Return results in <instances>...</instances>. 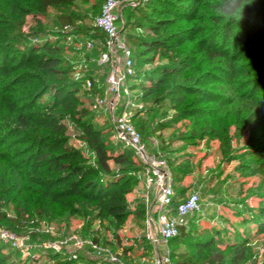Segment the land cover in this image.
I'll use <instances>...</instances> for the list:
<instances>
[{"label": "rangeland", "instance_id": "obj_1", "mask_svg": "<svg viewBox=\"0 0 264 264\" xmlns=\"http://www.w3.org/2000/svg\"><path fill=\"white\" fill-rule=\"evenodd\" d=\"M88 1V3L77 1L75 5L73 13L80 20L79 28L67 32L71 40L66 42L64 58L72 67L73 79L87 77L91 81L90 87L86 84L79 92L78 109L87 110L89 121L96 129L105 133L109 150L112 153H120L125 145L117 138L115 131H112L114 126L111 109L113 107L120 109L122 102L118 103L117 99L108 93V77L114 65L112 61L103 62L104 53L107 51L87 47V42L90 41L88 37L99 35L97 31L91 29L106 0ZM115 1L118 3L116 25L119 32H122L126 44L133 50L137 63L136 74L127 83L134 104L129 116L130 123L139 130L147 151L170 163L169 170L175 174L172 175L174 191L178 195L184 194L185 197L191 193H198L201 198L200 212L179 219L187 235L175 239L166 249L170 251L175 264H185L186 255L204 256L205 252L201 253L200 249L194 246L197 241L214 240L215 248L227 254L225 264H230L229 248L234 243L250 241L251 257L246 264H264V236H258L257 227L251 223L259 208L264 205L262 184L264 179L258 168L260 163L251 154L254 147L259 144L261 134L255 133L252 127L245 123L246 103L249 102L247 95L237 104L223 105L226 98L232 95L229 84L223 80L225 76L221 70L212 69L204 53L199 50L201 34L198 33L203 29L202 25H205L204 29L212 25L207 18L210 11L200 8V18L197 16L199 18H196L197 21L194 14L179 20L164 9L161 10L153 0ZM187 3L189 7H196L198 4L195 1ZM58 18L59 13L56 10H49L44 17L39 18L43 26L39 28V20L28 16L22 30L27 35L33 31L35 34L42 32L43 37L31 36L32 41L54 39L57 34L64 31L57 24ZM161 19H172L174 24L168 26L164 32L166 48L154 53L146 50L143 44L161 37V33L155 34L153 31V26ZM131 39L136 44L130 42ZM95 41L98 49H101L102 42ZM184 61L191 65L190 70L182 69ZM175 66L178 67L177 71H182L186 77H190L191 82L185 76L181 78L175 76L172 81L179 85H191L192 88H188L190 91L188 95L195 97L196 106L186 104L178 107L173 90L169 91L171 89L169 84L168 88H160L155 90L152 96L149 95L153 91V87L147 84L148 80L152 79L150 77L155 76L156 72L173 70ZM142 85H146L145 89L141 88ZM48 95L42 99L43 103L47 101ZM120 100L122 101L123 97ZM218 103L222 112H219ZM202 110L208 115H202L200 113ZM118 114L116 111L114 117ZM212 114L216 117L214 118ZM210 116H212L210 121L218 122L216 129L218 136L202 137L199 134L193 139L192 131H197ZM63 123L67 129V145L79 149L95 167L93 153L78 138L81 124L70 116L65 117ZM156 127L161 129L160 136L163 140L153 136L152 130ZM129 153L127 151V154ZM131 158L135 165L130 167L127 181L121 182L125 190L130 189L126 195L127 214L124 223L120 224L113 217L106 214L101 216L97 211L89 210L88 215L72 216L67 220L53 221L52 224L36 218L34 224L28 222L21 235L29 236L33 246L43 242L38 239L33 242V235L36 237L49 235L53 239L71 237V242H74V237H78L85 242L92 241L98 244L104 249L106 256L113 255L120 261L131 264L150 261L157 253H163L164 247L155 249L146 238L148 214L150 210L155 211L152 206L155 194L148 190L143 182L135 181L136 172L144 165L136 154ZM111 166L116 169L112 162ZM17 206L19 204L12 198L2 203L6 218L0 221V227L10 228L9 221L16 218ZM152 215L155 218L154 213ZM94 239H97V242ZM0 250L2 255H11L15 264H57L51 258V252L33 251L36 259H32L12 249L3 241H0ZM94 261L90 246L85 243L79 250V261L66 264Z\"/></svg>", "mask_w": 264, "mask_h": 264}, {"label": "trees", "instance_id": "obj_2", "mask_svg": "<svg viewBox=\"0 0 264 264\" xmlns=\"http://www.w3.org/2000/svg\"><path fill=\"white\" fill-rule=\"evenodd\" d=\"M77 1L89 2L0 0V221L6 218L2 203L12 198L19 206L16 218L9 221L11 226L8 229L18 234H22L28 222L34 224L36 218L52 224L53 221L67 220L72 216L88 215L91 210L101 216L106 214L113 217L122 224L127 214L126 195L130 189L125 190L121 182L127 181L130 167L135 165L131 158L135 153L125 146L120 153H112L107 147L105 133L89 121L87 110L78 109L79 92L90 80L87 77L73 79L72 67L64 58L68 38L64 28L75 31L79 28L80 20L73 13ZM154 1L161 10L164 9L179 20L194 14L197 21L200 8L210 11L209 17H206L212 25L208 29L202 25L203 29L198 33L201 34L199 50L204 53L212 69L221 70L225 76L223 80L229 84L232 95L226 98L223 105L237 104L245 95L249 98L245 123L255 133L261 134L259 144L251 154L260 163L258 168L264 179V0ZM188 1L198 4L189 7ZM52 9L59 13L57 24L64 31L54 39L32 41L31 36L43 37L42 32L24 34L22 27L25 18H37L38 27L42 28L39 18ZM173 24L172 19L158 20L153 31L162 35L146 41L144 48L154 53L166 48L164 32ZM91 30L97 31L99 35L88 37V40L105 43V35L100 30L94 27ZM130 42L136 44L132 39ZM95 50L106 51L103 45L101 49L97 47ZM131 51L136 71V57ZM95 53L97 55V51ZM181 67L183 70L191 69L187 61ZM177 68L175 66L173 70L156 72V77L152 75L147 83L153 87L149 95L152 96L160 88H168L169 84V91L173 90L178 107L186 104L196 106L195 97L188 95L191 85H179L172 81L175 76H185ZM186 79L190 80V77ZM145 87L142 85L141 88ZM46 95L48 99L43 103L42 99ZM218 104L220 111H217L222 112ZM200 113L208 115L204 110ZM67 116L79 123L83 121L78 138L93 153L95 167L79 149L67 145V129L63 123ZM212 116L216 117L215 114ZM212 116L197 131H192L193 139L199 134L202 137L218 136V122L210 121ZM160 131L156 127L152 133L163 140ZM127 151L130 153L127 154ZM111 162L116 169L112 168ZM167 164L171 167L168 161ZM142 171L144 167L134 176L137 183L141 182L138 174ZM185 198L184 194L176 193L175 205ZM252 220L251 223L258 229V236H264V205ZM186 235L185 227L180 225L179 235L175 239ZM32 238L33 242L37 239L53 240L49 235H33ZM94 241L97 242V239ZM194 246L205 254L203 257L186 255L185 264H225L227 254L215 248L214 240L197 241ZM229 251L230 264H246L251 257L250 241L234 243ZM50 256L57 264H63L59 255L50 253ZM171 259L173 261V256ZM0 264H15V261L11 255H2L0 250Z\"/></svg>", "mask_w": 264, "mask_h": 264}, {"label": "built area", "instance_id": "obj_3", "mask_svg": "<svg viewBox=\"0 0 264 264\" xmlns=\"http://www.w3.org/2000/svg\"><path fill=\"white\" fill-rule=\"evenodd\" d=\"M117 9L118 3L115 0H106L100 15L93 23V27L105 35V43L102 45L107 52L104 53L105 61L103 62L112 61L114 65L108 77V93L117 99L118 103L122 102L120 109L113 106L111 109L115 134L122 144L131 148L139 157L144 165V171L138 174V178L148 190H152L155 194V211H149L146 238L155 249L163 247L165 249L163 253H157L150 261L140 264H173L170 251L166 247L179 235V226L181 225L179 219L200 212L201 198L198 193H191L175 205L176 193L172 186V173L167 162L147 151L140 133L130 123L129 116L134 104L130 98L127 83L129 78L135 76L136 71L132 51L116 25L118 21ZM64 30L67 33L70 28L65 27ZM67 40H71L69 36ZM87 47L88 49H95L98 44L96 41L90 40L87 42ZM87 86H91V81L87 82ZM122 97L123 100L121 101ZM116 111L119 114L114 117ZM153 213L155 218L152 217ZM71 239V237L54 238L53 240L38 242L37 246H33L29 236L0 227V241L8 243L12 249L32 259H36L33 256V251H44L59 255L63 264L78 262L79 250L86 243L90 246L95 261L84 264H131L122 262L113 255L106 256L104 249L92 241L85 242L81 238L74 237V242H71Z\"/></svg>", "mask_w": 264, "mask_h": 264}, {"label": "crops", "instance_id": "obj_4", "mask_svg": "<svg viewBox=\"0 0 264 264\" xmlns=\"http://www.w3.org/2000/svg\"><path fill=\"white\" fill-rule=\"evenodd\" d=\"M153 192V191H152ZM154 200H155V198H154ZM154 200H153V202H152V206H153V208H154ZM155 215V214H154Z\"/></svg>", "mask_w": 264, "mask_h": 264}]
</instances>
